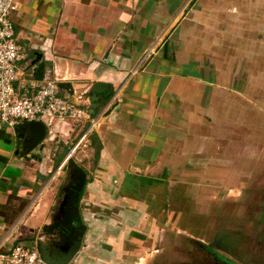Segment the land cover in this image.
<instances>
[{
    "label": "crops",
    "instance_id": "1",
    "mask_svg": "<svg viewBox=\"0 0 264 264\" xmlns=\"http://www.w3.org/2000/svg\"><path fill=\"white\" fill-rule=\"evenodd\" d=\"M14 2L15 91L66 81L71 92L57 94L87 114L55 119L54 133L45 128L27 151L16 130L23 122L0 120V252L54 241L43 226L56 217L70 178L61 163L85 134L71 156L85 173L77 202L85 228L66 264H147L182 186L218 179L220 134L231 139L216 126L220 109L245 99L248 84L237 42L251 0ZM35 57L40 80L32 76ZM94 82L106 86L89 111Z\"/></svg>",
    "mask_w": 264,
    "mask_h": 264
},
{
    "label": "rangeland",
    "instance_id": "2",
    "mask_svg": "<svg viewBox=\"0 0 264 264\" xmlns=\"http://www.w3.org/2000/svg\"><path fill=\"white\" fill-rule=\"evenodd\" d=\"M241 21L248 84L245 99L220 109L216 126L232 142L220 134L218 179L182 186L147 264H264V0H251Z\"/></svg>",
    "mask_w": 264,
    "mask_h": 264
},
{
    "label": "built area",
    "instance_id": "3",
    "mask_svg": "<svg viewBox=\"0 0 264 264\" xmlns=\"http://www.w3.org/2000/svg\"><path fill=\"white\" fill-rule=\"evenodd\" d=\"M14 10V0H0V120L9 124L39 120L48 129L47 132L53 134L55 119L67 124L69 120H80L87 113L84 108L59 97L57 82L53 79L41 81L31 93H27L24 87L22 93L15 91L13 82L17 78L16 62L20 58V53L17 44L13 41V28L9 18ZM84 137L85 134H82L67 150L61 165L73 155L75 148ZM37 239L41 240L42 236H38ZM0 264L50 263L41 258L37 249L15 244L7 251L0 252Z\"/></svg>",
    "mask_w": 264,
    "mask_h": 264
},
{
    "label": "water",
    "instance_id": "4",
    "mask_svg": "<svg viewBox=\"0 0 264 264\" xmlns=\"http://www.w3.org/2000/svg\"><path fill=\"white\" fill-rule=\"evenodd\" d=\"M36 61L37 58L35 57L32 61V63H35L32 76L34 79L40 80L42 78L43 62ZM56 86L59 90L71 92L69 82L59 81ZM105 86L106 84L102 82H94L90 86L88 90L89 111L96 107V94L104 92ZM16 130L18 136L22 139L21 149L27 151L43 138L45 126L39 120H29L17 126ZM67 168L70 171V178L62 189L63 199L56 217L49 224L43 226V230L51 234L54 241L51 244L39 243L36 248L41 258L50 264H66L71 259L80 246L85 228L77 209L78 194L82 188L85 173L71 157L67 158Z\"/></svg>",
    "mask_w": 264,
    "mask_h": 264
}]
</instances>
